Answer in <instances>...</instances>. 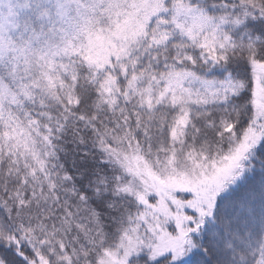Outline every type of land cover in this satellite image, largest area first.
Wrapping results in <instances>:
<instances>
[{"label":"snow or ice","instance_id":"6c2138e0","mask_svg":"<svg viewBox=\"0 0 264 264\" xmlns=\"http://www.w3.org/2000/svg\"><path fill=\"white\" fill-rule=\"evenodd\" d=\"M0 264H264V0H0Z\"/></svg>","mask_w":264,"mask_h":264}]
</instances>
